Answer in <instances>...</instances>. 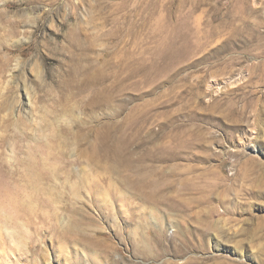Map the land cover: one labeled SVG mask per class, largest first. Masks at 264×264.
I'll return each instance as SVG.
<instances>
[{"label":"rangeland","instance_id":"rangeland-1","mask_svg":"<svg viewBox=\"0 0 264 264\" xmlns=\"http://www.w3.org/2000/svg\"><path fill=\"white\" fill-rule=\"evenodd\" d=\"M262 3L0 0V264H264Z\"/></svg>","mask_w":264,"mask_h":264},{"label":"bare ground","instance_id":"bare-ground-1","mask_svg":"<svg viewBox=\"0 0 264 264\" xmlns=\"http://www.w3.org/2000/svg\"><path fill=\"white\" fill-rule=\"evenodd\" d=\"M253 1V6L255 7V9H256V11L255 12H258L259 11V9L260 8H262L263 7V0H252ZM246 2H247V0H246ZM252 6V7H253ZM255 9H253V10H255ZM178 13H179V10L177 9V12H176V19H178L179 17H178ZM155 13H151L148 17H147V22H150V23H152L149 19L151 18V16H153ZM186 15H187V18H189L190 17V13L188 12V13H186ZM133 22V21H132ZM209 25V24H208ZM139 27H141V25L140 26H138V28ZM152 27H154V25H152ZM205 29H206V27H205ZM131 30H132V27L130 26L129 27V37H133L134 35L136 36V38H139L142 34L139 32V31H137L136 33H132L131 32ZM202 33V32H201ZM200 34V31H198V35ZM175 38L176 39H187L188 37H189V35H186V36H181V34L180 33H176L175 32ZM220 35H219V33L217 32V31H214L210 36L209 35H207V37L205 36V38H203V40L202 39H200V40H202V43L201 44H203V46H207V45H209V43H211V41H215V39H217L218 37H219ZM196 38H198L197 37V34H196V36H195ZM201 37V36H200ZM221 37V36H220ZM231 37V36H230ZM195 38V39H196ZM227 39V38H226ZM232 39H230L229 38V43L228 42H226V45H222L220 48H222L223 50L226 48V47H228V46H230L231 44H230V41H231ZM224 43H225V41H224ZM219 86V85H218ZM39 178V176H37V179ZM36 179V178H35ZM33 181V180H32ZM30 182V181H29ZM37 182H39V181H37ZM33 183V182H32ZM22 221L24 222V224L26 225V226H28V228H30V229H33L35 232H39L40 231V229L42 228V227H40V226H38L39 225V222L35 219V218H33V217H29V218H23L22 219ZM88 243L89 244H95V242L94 241H91L90 239L88 240ZM63 259L64 260H66V261H69L70 259H71V254L69 253V252H66V253H64L63 252ZM106 256H108V253H106ZM76 258H77V256H75ZM79 263L78 264H87L88 262H90V261H84L83 262V260H82V258H79ZM92 263V262H91ZM90 263V264H91ZM97 263V262H96ZM29 264H36V263H33V262H30Z\"/></svg>","mask_w":264,"mask_h":264}]
</instances>
